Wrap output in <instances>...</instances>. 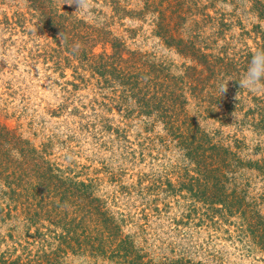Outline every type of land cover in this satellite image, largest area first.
<instances>
[{
    "label": "rangeland",
    "instance_id": "374dc122",
    "mask_svg": "<svg viewBox=\"0 0 264 264\" xmlns=\"http://www.w3.org/2000/svg\"><path fill=\"white\" fill-rule=\"evenodd\" d=\"M50 1L68 34L0 0V264H264V0Z\"/></svg>",
    "mask_w": 264,
    "mask_h": 264
},
{
    "label": "trees",
    "instance_id": "16d2710c",
    "mask_svg": "<svg viewBox=\"0 0 264 264\" xmlns=\"http://www.w3.org/2000/svg\"><path fill=\"white\" fill-rule=\"evenodd\" d=\"M26 1L29 3V6H31V8H33L35 11H37L39 13L40 18H41V22H42L44 28L53 32L54 35H58V34L66 35V34H68L65 32L66 27L64 25L65 20L63 19V14H57L55 9L50 6L53 3L52 1H50V0H26ZM160 30H163L162 26L160 27ZM163 35L167 37V35H165V31L163 32ZM192 54L193 53H191V55ZM202 58H204V56ZM202 58H200V59H202ZM110 59H113V57ZM198 63H199V65H203V66L206 65V63H204L202 60H199ZM241 65H239V66H241ZM205 69L207 70L206 67H205ZM242 69H243V65H242ZM192 71H195V69L193 68ZM203 71L204 70H202V72ZM238 72H239V70H238ZM194 75L195 74L193 73L192 77ZM200 79L201 78L199 75L198 79H193V80H195L194 82H199ZM148 84L150 85L151 89H150V91L146 92L145 95H148L150 92L151 93H157L156 91H154V88H156L157 84H155V82H152V81H149ZM137 85H138V83H137ZM184 95H185V93L181 90V93L178 96L177 101L180 99L182 100ZM202 99L204 101H206V103H208V104L211 103L209 106H213V103H212L213 98L212 97L202 98ZM206 99H208V100H206ZM144 101H146V102L144 104H142L141 107L145 111H146V109L152 110L154 108V105H156L158 102L166 104L165 100L162 101V97L158 98L156 94H152V96L148 97L147 100H144ZM173 112L176 113V110ZM208 112H213V109L209 110ZM166 120H167V122L166 121H164V122H165L166 126L169 127V130H173V129L180 130L181 129V126H179L178 124H175V122L172 121L170 118L167 117ZM181 137H183V136L181 135L179 138H181ZM182 149L185 151V153H186L185 157L188 159L190 165L195 166V168L192 171L194 172V175H196V176H191V178L189 180L188 187H187V185L184 186V187H186L185 189H187L188 192L196 199V202H201L202 204H209V205L220 202L219 199H221V198H215L216 197L215 195H208L207 188H205L202 192H200L199 190L197 191L195 189L196 186L198 188L203 187L202 185L199 184L201 181H203L205 184H208L209 179L214 180L216 183V186H218V184H220L221 179L216 178L219 175V171L217 170V168L216 169L213 168L215 166L214 162H211L212 160L208 161V158L206 156H204L203 152H200L199 146L198 147L186 146V147H183ZM212 188L214 189L215 187L213 186ZM216 188H218V187H216ZM217 192H221V189L217 190ZM230 208L231 207L228 204L225 205V207H224L225 210H228L227 211L228 213H231ZM62 240H63V238H62Z\"/></svg>",
    "mask_w": 264,
    "mask_h": 264
},
{
    "label": "clouds",
    "instance_id": "9594fccd",
    "mask_svg": "<svg viewBox=\"0 0 264 264\" xmlns=\"http://www.w3.org/2000/svg\"><path fill=\"white\" fill-rule=\"evenodd\" d=\"M66 2L69 6L77 5L75 12L88 9L90 6V0H66ZM262 82H264V50H258L253 54L247 70L242 74L239 87L255 91L264 86ZM227 85L228 82L220 86L222 94L227 91Z\"/></svg>",
    "mask_w": 264,
    "mask_h": 264
}]
</instances>
